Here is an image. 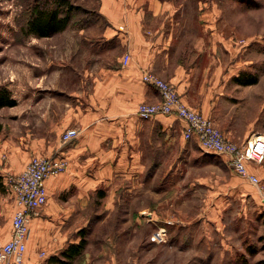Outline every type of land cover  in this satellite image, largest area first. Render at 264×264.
Returning a JSON list of instances; mask_svg holds the SVG:
<instances>
[{
	"label": "rangeland",
	"instance_id": "obj_1",
	"mask_svg": "<svg viewBox=\"0 0 264 264\" xmlns=\"http://www.w3.org/2000/svg\"><path fill=\"white\" fill-rule=\"evenodd\" d=\"M70 1L85 8L73 11L66 33L37 37L25 31V0H0V87L16 100L0 108L5 202L10 149L19 153L55 136L53 125L72 103L66 93L79 77L83 48L74 30L86 26L97 0ZM182 13L187 44H200L197 59L211 75L218 66L253 133L264 134V0H186ZM239 74L256 81L232 80ZM185 141L194 160H124L127 167L98 186L83 215L89 260L82 262L264 264V206L255 188L226 156Z\"/></svg>",
	"mask_w": 264,
	"mask_h": 264
},
{
	"label": "crops",
	"instance_id": "obj_2",
	"mask_svg": "<svg viewBox=\"0 0 264 264\" xmlns=\"http://www.w3.org/2000/svg\"><path fill=\"white\" fill-rule=\"evenodd\" d=\"M33 2L25 0L26 7ZM185 3L97 0L86 26L74 30L83 47L82 66L66 93L72 103L51 129L56 135L42 137L41 144L32 142L19 153L11 148L10 160H5V168L14 172L21 171L33 154L63 155L68 160L65 172L45 180L47 201L29 221L22 264H59L54 260L70 243L79 240L77 231L83 227L91 197L99 185L127 167L124 160H179L183 156L194 160L193 146L183 137L182 119L173 114L142 119L136 114L139 103L160 100L158 89L142 81L144 71L173 84L188 106L213 119L232 141L264 138L263 133H253L251 119L243 116L246 106L240 105L241 98L236 101L234 91L220 82L218 66L211 75L209 66L197 59L200 52L195 54V48L200 44H187L181 26ZM126 52L130 59L122 65ZM69 127L77 128L78 136L63 143L60 135ZM192 141L202 150L196 138ZM4 151L1 147L0 157ZM251 168L264 184V160ZM8 193L9 201L5 202L0 190V245L12 233L15 203ZM87 255L84 250L70 264H86L81 260L88 261Z\"/></svg>",
	"mask_w": 264,
	"mask_h": 264
},
{
	"label": "built area",
	"instance_id": "obj_3",
	"mask_svg": "<svg viewBox=\"0 0 264 264\" xmlns=\"http://www.w3.org/2000/svg\"><path fill=\"white\" fill-rule=\"evenodd\" d=\"M129 59V53H124L121 64L126 65ZM141 79L158 89L160 100L155 103H139L136 114L142 119H150L158 114H173L182 119L185 122L183 137L186 140L196 138L205 152L226 156L234 172L253 185L260 204L264 206V184L250 168L253 163L260 164L264 160V138L256 136L244 143L232 141L217 128L213 119L188 106L169 81L149 71H144ZM78 133L77 128H66L60 140L63 143L70 142ZM67 168L68 160L63 155L33 154L21 171L6 175L7 189L12 195L15 210L11 217V236L0 245V264L23 263L29 221L32 216L38 215L39 208L47 201L45 180L65 172ZM155 238L160 239L161 236L156 233Z\"/></svg>",
	"mask_w": 264,
	"mask_h": 264
},
{
	"label": "trees",
	"instance_id": "obj_4",
	"mask_svg": "<svg viewBox=\"0 0 264 264\" xmlns=\"http://www.w3.org/2000/svg\"><path fill=\"white\" fill-rule=\"evenodd\" d=\"M34 0L32 5L26 7L27 21L25 31L37 37H48L64 30L71 23V15L74 10L85 8L79 4H74L70 0H42V4ZM243 74L234 77L240 84H251L255 78H247ZM16 105V100L11 98L6 88L0 87V108L12 107ZM84 227L77 231L78 242L70 243L56 258L54 262L59 264H70L71 261L82 254L85 250L87 239Z\"/></svg>",
	"mask_w": 264,
	"mask_h": 264
}]
</instances>
